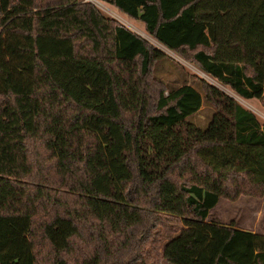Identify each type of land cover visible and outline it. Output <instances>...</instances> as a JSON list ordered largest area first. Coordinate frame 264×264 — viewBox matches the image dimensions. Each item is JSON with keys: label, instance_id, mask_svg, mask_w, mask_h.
Returning <instances> with one entry per match:
<instances>
[{"label": "trees", "instance_id": "1", "mask_svg": "<svg viewBox=\"0 0 264 264\" xmlns=\"http://www.w3.org/2000/svg\"><path fill=\"white\" fill-rule=\"evenodd\" d=\"M106 2L264 109V0ZM162 59L89 2L0 0V264H264V235L206 222L264 196V124L196 76L167 87Z\"/></svg>", "mask_w": 264, "mask_h": 264}, {"label": "rangeland", "instance_id": "2", "mask_svg": "<svg viewBox=\"0 0 264 264\" xmlns=\"http://www.w3.org/2000/svg\"><path fill=\"white\" fill-rule=\"evenodd\" d=\"M83 2H89L93 4L103 16L112 18L126 28L141 36L149 44L158 48L162 51L169 59H162L154 66L153 74L164 83L167 87H177L182 84L183 78L188 76H196L199 79L204 80L208 84L213 85L217 89L223 91L228 96L232 97L234 101L239 104L244 109L250 111L259 124H264V109L258 100H242L232 94L227 88L222 87L220 84L210 79L205 74L201 73L193 65L183 61L175 54L164 49L161 45L152 40L143 31V26L141 23L135 20H131L126 16L122 15L115 9H113L105 0H81ZM178 64V65H177ZM182 69V73L179 71ZM211 110L202 104L200 111L195 117L191 119V122L200 130L204 129L209 121V115ZM206 222H213L222 225H227L230 222L234 226L241 230H254L255 232L264 235V196L261 199H254L250 197L242 196L234 202H229L226 200H218L214 208L208 212ZM154 255V254H152ZM160 264H167L161 262Z\"/></svg>", "mask_w": 264, "mask_h": 264}, {"label": "crops", "instance_id": "3", "mask_svg": "<svg viewBox=\"0 0 264 264\" xmlns=\"http://www.w3.org/2000/svg\"><path fill=\"white\" fill-rule=\"evenodd\" d=\"M244 231H247V230H244ZM249 232H252V233H253V232H255V231H254V230H249Z\"/></svg>", "mask_w": 264, "mask_h": 264}, {"label": "water", "instance_id": "4", "mask_svg": "<svg viewBox=\"0 0 264 264\" xmlns=\"http://www.w3.org/2000/svg\"><path fill=\"white\" fill-rule=\"evenodd\" d=\"M221 91V90H220ZM223 92V91H222ZM224 93V92H223ZM225 94V93H224ZM225 95H227V94H225ZM228 96V95H227ZM228 97H230V96H228ZM231 99H232V97H230ZM234 100V99H233Z\"/></svg>", "mask_w": 264, "mask_h": 264}]
</instances>
